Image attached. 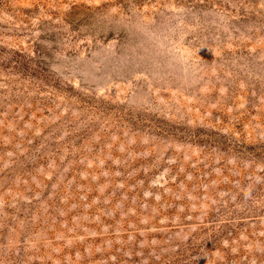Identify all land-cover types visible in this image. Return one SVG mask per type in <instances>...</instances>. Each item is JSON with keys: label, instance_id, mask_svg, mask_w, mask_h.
<instances>
[{"label": "rangeland", "instance_id": "rangeland-1", "mask_svg": "<svg viewBox=\"0 0 264 264\" xmlns=\"http://www.w3.org/2000/svg\"><path fill=\"white\" fill-rule=\"evenodd\" d=\"M0 264H264V0H0Z\"/></svg>", "mask_w": 264, "mask_h": 264}]
</instances>
